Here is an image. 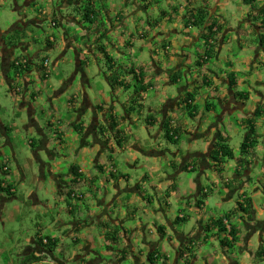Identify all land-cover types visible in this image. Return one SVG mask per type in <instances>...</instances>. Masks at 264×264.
Returning a JSON list of instances; mask_svg holds the SVG:
<instances>
[{
    "label": "crops",
    "instance_id": "crops-1",
    "mask_svg": "<svg viewBox=\"0 0 264 264\" xmlns=\"http://www.w3.org/2000/svg\"><path fill=\"white\" fill-rule=\"evenodd\" d=\"M55 1L47 0L46 8L39 10L36 16L19 17V20L11 28L0 29V70L11 87L13 81L9 78V73L14 70L13 63L22 59L21 62H26L28 65L26 72L17 74L19 77L23 76V93L17 97L16 102L22 111L28 113V120L27 122L24 121V128L28 132L37 133L39 137L38 154L35 156L38 157L41 153H47L50 161H53L52 164L48 165L42 161L43 164L40 165L42 176L39 181L48 180L45 173L50 175L51 181L56 186L54 189L58 200L67 201L71 213L74 212L75 208L72 201L87 197L88 191L94 193L98 200V193L101 191L93 190L95 179L98 178L97 183H101L102 176L109 171V168L112 171L111 177L116 179L115 176L118 174L112 169L113 164L105 158V155L106 153L107 156L109 153H114L115 143L122 149L124 139L121 138L123 137L121 127L124 117L119 116L120 112L123 109L136 111L135 108H137L140 113L145 107L146 93L161 86L164 98L159 112L162 116L161 119L151 120V123L160 125V133L164 132V137L165 126L169 125L176 130L178 141H180L181 135L190 137L194 147L198 146V139L204 141V149L189 152L178 173L181 171L193 172L199 166L203 178L206 177L208 183L213 184L215 189L213 193L219 191V197L224 204L229 203V201L232 202L237 193L241 197L235 208L236 215L232 214V219L231 215L219 213L220 210H215L217 214H213L208 207L207 200L206 202L202 201V204L199 203L202 194H207V188L203 187L200 179H197L196 183L189 182L187 184L189 190L181 192L176 176L163 172L164 167L176 171V164L178 163L176 154L172 156L164 152L168 157L160 152H146L144 155L147 156V160L156 159L158 162L160 161L159 167L152 166L149 168L152 174L147 182H143V184L147 183V186L157 195L158 203L151 196L145 199L138 183L136 188L131 189L133 193L129 200L126 197V200L124 199L127 207H135L130 213L122 210L120 208L122 204L118 203L117 208L120 215H111L107 209L114 202H117L119 197L112 199L109 205H107L108 200L106 198L103 201L99 200L98 210L95 213L92 211L95 209L94 207L85 213L81 212L79 219L64 222L57 217L48 225L40 226L37 224L36 233L28 237L24 252L20 254L21 264H26L25 261L31 256L40 259L35 262L37 264L65 263L66 259L62 255L66 253L63 243L66 239H72L75 260L84 264V255L101 256V244L96 240L98 237L106 243L107 252L105 254L115 257L111 261L103 259L102 262L104 263L145 264L144 256L147 254L151 264H187L185 258L181 257V253L188 250L191 255L190 260L188 258L190 264H258L260 260L264 259V199L259 198L261 194L264 195V116L255 119L257 143L248 154H242L237 159L238 164L234 170V178H230L229 174L225 172V164L219 168L221 172H217L210 157L218 139L223 138L228 141L230 139L228 132L231 130H233V135L238 133L240 129L245 130V140L249 132L244 121L253 117L258 106L264 108V89L253 88V85L264 87L261 75V72L264 73V48L260 41L262 32L258 28V22H256L260 11L264 10V0H240L242 6L248 8L242 7L240 22L243 25L239 28H234L231 23L227 25V21L224 20L227 14L225 6L232 0H167V9L172 13L162 10L161 17L163 20L160 24L155 25L154 29H149V31L138 32L140 40L151 41V45H142L141 48L136 46L133 33L129 32V36H125L120 28L121 19L125 15L124 12L127 11V8L122 6V0H92V12L94 14L91 16V20H93L91 24L84 22L81 16L68 19L63 15L64 9L69 6L83 7V0H58L56 3ZM153 1L133 0L131 9L135 13L137 11L149 13L156 8ZM27 5L38 7L34 0H27ZM198 10L207 14L205 26L216 24L219 27L216 36L211 41L214 51L213 58L216 60L221 58L219 63H225L228 66L227 70L223 67V63L221 70H217L216 66L213 65L215 64L213 58L208 60L202 68H197L195 65L199 57H204L206 51L203 31L191 27L186 28L185 23L196 16ZM130 15L133 16L134 14ZM45 20H48L53 28L59 26L60 20L59 29H63V38L67 47L74 48L78 54L77 70L70 80L72 81L79 74L82 75L75 94L67 100L74 110L75 116H70L63 123L57 117L61 109L55 103L59 97L64 96L71 82L61 79L58 82L61 88L55 91L54 96L47 98L41 90L38 91L35 88L37 82L33 76L34 72H37L44 84L43 87L47 86L52 90L55 88L48 83V78H44L43 74L40 73L41 66L36 63L40 53L52 49L55 40L52 38L46 40L42 48L30 40L28 42L25 40V37L37 39L38 36L34 32L44 30ZM178 22H182V27H184L183 35L177 30ZM15 31L20 32L23 39L13 48L9 47L7 39ZM113 34L121 37V39L117 42L111 41L109 38ZM50 35H54V33L50 32ZM100 45H104L108 54L114 59V74H104L110 88L109 77L117 78L119 82L124 83V87L116 83L111 95L108 94V96L104 90L96 92L103 102H98L92 97L93 95L91 96L92 85L81 61V56L87 53H96L97 56L96 49ZM225 52L228 54L225 55ZM134 55H139L137 57L141 60L140 69L133 62L125 63L124 57L130 58ZM209 65L212 70H209ZM132 69L135 73L131 72ZM14 71L16 72V70ZM233 75V80L235 79L237 83L235 90L230 87ZM205 78L212 81L211 87H202ZM44 80L47 81L48 85ZM170 84H175L178 87L182 85L179 87L181 93L178 96L166 97ZM140 87L147 89V92L135 94L137 89H141ZM88 89L89 91H87ZM123 92L128 93L126 100L122 99ZM190 92L199 93L198 97L201 98V101L203 97H206L205 115L200 116L201 110H198L196 116L191 118L186 112V107L182 101ZM240 92L248 93L249 100H239L235 94ZM44 100L46 111L43 107L41 108L39 102H44ZM197 100L198 98H196L195 104L199 103ZM215 103L223 109V115L218 116L219 118L215 119L216 122H212L208 114L214 115ZM38 109L47 112L45 115L49 117L42 126L36 119ZM188 118L193 122L192 125L188 122ZM126 119L132 121V114H127ZM149 119L146 120L149 121ZM113 124L114 127H112ZM235 124H238L239 127H234ZM0 130L7 133L6 127L2 125L1 121ZM109 132L114 139L106 136ZM56 136L59 140L54 142L53 137ZM80 137L81 141L79 142ZM71 142L72 145L70 146ZM76 142H78V146ZM58 144L63 150L75 151L72 164L70 162L65 164L66 166L61 164L65 159L71 160L67 156L55 159L57 148L55 149L54 146ZM32 145H34L33 142ZM90 151L95 153V157L88 161L86 154ZM130 155L134 156L133 154ZM191 158H197L200 163H194L197 164L194 166L191 164L192 162L188 161ZM82 164L93 166L98 170V176L93 175L92 178L86 180L85 172L81 167ZM155 164L157 165V163ZM259 166L260 168H258ZM64 170H68L66 181L61 174ZM144 178L146 179V176ZM233 180L235 181L234 185H232ZM112 183L115 185L117 196L123 191H128L123 189L120 181L114 180ZM221 183L223 184L222 188H220ZM45 186L44 184L27 192L32 198V207L35 210L48 206H42L37 195L39 189L48 190ZM164 187L168 194L166 199L162 198L161 201ZM5 190L10 195L15 194L12 185L0 184V208L5 204L2 197ZM103 194L112 195L108 191H104ZM239 205L242 206V210L241 208L238 210ZM175 206L176 210L174 209ZM155 207L158 209L156 210ZM206 209H209V213L206 212ZM177 212H179L178 216L176 215ZM162 213L170 228L166 226L164 221L163 223L160 221ZM170 213L171 218L168 217ZM227 216H230L229 220H225ZM5 218L4 214H0L1 221H5ZM177 218H185L187 223L183 226L186 225L187 227L175 225L174 222ZM219 220H224L227 229L233 227L238 233V241L231 251L221 245L220 241L226 238V235L220 233L219 227L215 226V222ZM153 221L157 232L162 236L160 240L151 237L154 235L151 226ZM106 222H111L121 231L111 229ZM96 223L101 229L104 227L97 238ZM170 232L174 234V237ZM45 239H50L52 247L46 246ZM166 239L170 241L171 251L164 248L163 242ZM161 248L163 249L162 252H160ZM76 251L82 252V256L80 257ZM150 256H153L152 262ZM99 261L100 259L94 263L100 264Z\"/></svg>",
    "mask_w": 264,
    "mask_h": 264
},
{
    "label": "rangeland",
    "instance_id": "rangeland-1",
    "mask_svg": "<svg viewBox=\"0 0 264 264\" xmlns=\"http://www.w3.org/2000/svg\"><path fill=\"white\" fill-rule=\"evenodd\" d=\"M17 1V4H16ZM76 1V0H75ZM80 1V0H78ZM121 1V0H120ZM238 1V2H237ZM46 2L47 0H34V3L38 5V7L34 6H28L27 0H0V29L6 30L11 28V26L19 20V17L26 16H36L38 14L39 10H44L46 8ZM58 2V0L55 1V3ZM74 2V1H73ZM153 5H155V9H152L149 13L146 11L143 13L142 11H137L135 13L134 10L131 9L133 6V0L127 2L126 0H122V6L123 8H127V11L124 12V17L121 19L122 24L120 26L122 32L125 34V36H129V32L134 34V39H136V46L141 48L142 45H151V41H142L139 38L138 32L140 31H149V29H154L155 25L160 24L163 20L161 17V11H169L168 13H172L168 8L167 0H154ZM242 7L248 8L242 6V3L240 0H232L229 1L226 6V17L224 20L227 21V25L229 23L232 24L234 28H239L241 25H243L240 21L242 19ZM250 9V8H249ZM251 10V9H250ZM130 14H134L131 16ZM63 15L66 16L68 19L71 17H76L82 15V7L75 8L74 6H69L67 9H64ZM82 18V16H81ZM170 24L169 22H167ZM178 32L183 35L184 27H182V22H178ZM58 25L60 26V20L58 22ZM59 26L57 28L51 27V24L48 20L44 21V30L39 31L36 30L34 32L35 35H37V39L35 38H27L25 37V40L27 42L30 40L33 44H36L39 46V48H42L43 43L46 40H49L52 38L55 40V43H53V47L51 50L42 52L39 54V57L36 59V63L40 65L41 67L44 65V63L47 61V67L45 68L46 72L48 73V83L51 86H54L55 88L52 90L51 88L45 86L43 87V82L40 80V75H38L37 72H34V80L37 82L35 88L41 92H43L47 98L50 96H54L55 91L60 89L61 86L58 84V82L62 79L63 81L71 82L67 87V91H65L64 96L59 97V99L56 101V106L60 107L61 109L60 114L57 115L58 118L62 120V123L64 121H67L70 116H75L74 110L71 108L70 103H68V98H70L72 95L75 94L76 89L78 88V82H81L80 78L82 77L81 74L78 76H75V78L71 81L74 77L75 71L77 70V53L74 48L67 47L64 36H63V29ZM193 29V27H192ZM197 29V28H196ZM119 31V30H118ZM196 32V30H193ZM50 32H53L54 35H50ZM149 34V32H147ZM181 35V36H182ZM121 36V35H120ZM111 41L117 42V40H120L121 37L113 34L109 38ZM8 42V39H7ZM235 50H238L237 48H234ZM97 52V51H96ZM148 53V52H147ZM94 54H85L81 56L82 66L86 68L87 75L90 79V83L92 85L91 88V96L97 100L98 102H103L100 97L97 96L96 92H99V90H104L105 94L111 95L112 88H110L109 84L104 78V74H112L108 71L106 61L102 55H100L97 52V56ZM228 54V52H225V55ZM146 55V52H145ZM224 55V56H225ZM139 56V55H137ZM137 56H132L128 58V56L124 57L125 63L133 62L137 68L140 69L141 67V60ZM137 58V61L135 59ZM22 59H18L17 62H21ZM217 70H221V65L223 62L219 63V60H216V58H213ZM223 61V60H222ZM208 62V61H207ZM22 63H24L22 61ZM195 67V66H194ZM223 67L225 70L228 69V66H226L225 63H223ZM209 70H212L209 65ZM41 74H44V71L41 69ZM17 74V71L15 72L12 70L9 73V78L11 81H13L11 87L9 85V82L6 81L3 73L0 70V121L2 122V125L6 127L7 133H5L4 130H0V184H7L12 185L15 194H11L7 192V190L3 193V199L5 200V204L2 208H0V214H4L5 221L0 220V264H21L20 258L25 248V244L28 241V237L31 234L36 233L37 224L40 226L48 225L52 222L55 218H61L64 222L72 221L73 219H79L81 216V212L85 213V211H89L88 209H92L95 207V209H92V211L95 213L98 210V204L99 200H104L107 198L109 205L112 201V199H116L119 197V200L117 202H114V204L110 207H108L107 211L111 213V215H120L119 209L117 208L118 203L122 204V207H120L122 210H124L126 213H130L132 209L135 207H127V203L124 201V199L129 200V198L132 195L131 189L136 188L137 184L139 183L142 194L145 199H147L148 196H151L156 203H158V197L155 195V193L150 189V187L146 184H143L144 181H148L150 178V175L152 174L149 170L152 166H160V161L158 162L156 159H146L147 156L144 155L146 152H160V153H167L171 154L172 156L176 157V161L178 162L176 165V171L175 169L166 168L164 167L163 172L168 173L169 175H175L177 178V181L179 182L180 191H188L189 188H187V184L189 182H195L197 179H200V183L202 182L203 187L207 188L206 193L203 195H207V198L203 199V197H200V200H203L206 202L208 201V207L211 209L213 214L215 213V210H220L222 214L231 215L235 214V208L237 207V204L239 203V199L241 196L238 195V193L234 196V199L232 202L229 201V203H223L219 197V191L214 192V186L212 183H208V180L206 177L203 178V175L201 174V170L198 169L193 172H187V171H181L179 170L181 168L182 163H184V159H186L189 152L194 151H201L204 149V141L203 139H198V146L194 147L190 137L187 135H181L180 141L177 143H173L165 139L164 132L160 133V125L157 123H148L146 120L147 118H150L149 121H155L157 119H161L160 110L162 108L163 102L162 99L164 98V95L162 94V87L160 88H153L148 93H146V97L144 99L145 107L141 110L139 113L137 111V108H135L136 111H129V110H122L119 114V116L124 117V120L122 121V136L121 138L124 139V142L122 143V149L118 147V145L115 143L114 145V153H109L106 157L108 161L113 164V170H115L116 173H118L115 177H111L110 173L111 168H109V171L105 173L101 178V183H97L98 178L95 179L96 181L93 183V190H99L101 191L99 194L98 200L95 198V194L88 191L87 197L83 198L82 200H73L72 204H74V212H70L68 208L67 201L65 200H58L57 193L54 189L55 183L51 181V176L45 173L47 176V181L40 182L42 172L41 167L42 161L45 162L46 165L52 164L53 161H50V157L47 153H41V155H37L38 151V142L39 137L37 133L28 132L24 128V121L27 122L28 120V113L21 110L20 105L17 104L16 99L17 97L21 96L23 93L22 90V78L23 76L19 77ZM114 74V73H113ZM182 75L183 72H182ZM261 75L263 77V83H264V73L261 72ZM36 76V77H35ZM43 80V79H42ZM47 81L44 80V82ZM70 86V88H69ZM179 87H182V85ZM179 87L175 84L168 85V91L166 92V97L169 98L171 96H178L181 92H179ZM69 88V89H68ZM253 88L263 90L264 87H258V85H253ZM46 89V91H45ZM48 89V91H47ZM21 90V91H20ZM89 91V89L87 90ZM162 94V95H161ZM122 99L126 100V97H128V93L123 92L122 93ZM199 96V93H198ZM198 98L197 102V108L198 110H201L199 113L201 115L206 114V109L204 108L206 97ZM43 101V100H42ZM41 108L46 111L47 108H45V100L44 102H41ZM215 106V113L214 115H209V117L212 119V122H216L215 119H217L218 116L223 115V109L219 106V104H214ZM137 107V106H136ZM127 112V113H126ZM47 112H44L40 109L37 110L36 119L39 121L41 126L43 123H46V120L49 119L48 116H46ZM127 114H132V121L127 120L126 116ZM216 115V117H215ZM238 116V115H237ZM215 117V118H214ZM219 118V117H218ZM151 121V122H152ZM200 121V120H198ZM188 122L192 125L193 122L188 118ZM60 123V122H59ZM66 125V124H64ZM239 127L238 124H235L234 127ZM204 127V126H202ZM229 133L230 139L226 142V144L231 148L234 154V159H227L225 164V172L229 174L230 178H234V170L238 164V158L242 155L241 152V145L244 141L246 131L243 129H240L238 133L233 135V130H231ZM6 136V138H5ZM111 137L113 136L110 134V132L106 135ZM56 137H53L54 142H57L59 139ZM68 141V139H67ZM81 141V137L79 142ZM32 142L34 145H32ZM78 146V142H76ZM72 145V142L70 143V146ZM52 147V146H51ZM54 148H57L56 151V158L59 159L62 156H67L70 159H65L61 163L62 165L66 166L65 164L71 163L75 151H71L69 149L63 150L61 149V146L58 144L55 145ZM76 150V149H75ZM111 152V151H110ZM165 152V153H164ZM130 154H133L132 157ZM165 154V156H168ZM86 159L91 161L95 157L94 152H89L86 154ZM245 156V155H244ZM169 157V156H168ZM156 160V161H155ZM189 162L194 163H200V161L197 158H191L188 160ZM187 162V161H186ZM157 163V165L155 164ZM213 163V161H212ZM72 164V163H71ZM109 166V165H108ZM106 166V167H108ZM194 166H197V164H194ZM83 168V171L85 172V179L89 180L90 178L94 176H98V170L93 168V166L90 165H83L81 166ZM260 168V166L258 167ZM95 170V171H94ZM61 174L64 176V180L66 181L68 179V170L64 172H61ZM146 176V179L144 178ZM104 180H107L104 182ZM114 180H118L121 182V186L124 190L117 196V192L115 189ZM112 181V182H110ZM196 183V182H195ZM43 186L44 184L47 186V189L44 190H38L37 195L39 201H41L42 206L47 207L41 208L35 210L32 205V198L27 193L28 191H31L33 189H36L40 186ZM105 184V185H104ZM235 184V181L233 180L232 185ZM45 186V187H46ZM70 186V185H69ZM190 187V186H189ZM223 187V184L221 183L220 188ZM195 189V188H194ZM104 191H108L109 194H112L110 196L104 195ZM161 198L166 199L167 192L164 187L162 191ZM240 192V191H239ZM195 193V192H194ZM135 194V193H134ZM128 196V197H127ZM250 196V195H249ZM126 197V198H125ZM259 198L264 199V195L261 194ZM57 200V203H56ZM256 200V198H255ZM162 201V200H161ZM264 201V200H263ZM142 202V199H141ZM93 205V206H92ZM73 206V207H74ZM154 206H157L154 204ZM152 209V208H151ZM157 210L158 207H155ZM176 210V206L174 207ZM209 209H206V212L209 213ZM95 210V211H94ZM153 212V210H151ZM176 215H179V212L176 213ZM110 217V216H109ZM171 218V213L168 216ZM167 217V218H168ZM160 221L163 223L165 222L166 226L169 227L167 221L164 219L163 213L160 216ZM86 219V218H84ZM163 219V220H162ZM108 221V220H107ZM105 223V222H102ZM154 221L151 223L152 230L154 231V235L151 237H154L155 239L160 240L162 236L160 233L157 232V228L155 225H153ZM185 223H182L183 226ZM108 224V227L111 229H114L116 231H121L120 228L115 227L111 224V222H106ZM160 224V223H159ZM96 238L98 234H101L102 229L104 227H101L96 223ZM180 227V225H179ZM183 227H187L186 225ZM170 228V227H169ZM152 231V232H153ZM170 234L174 237V234L170 232ZM148 237L149 234L147 233ZM151 235V234H150ZM152 239V238H151ZM99 244H101L102 251L100 252L101 256H96L92 254L91 256L84 255V264H95L94 261L97 262V260L100 259V264H110V263H104L102 260H113L115 257L113 255H106L107 249L105 248V241L98 237L96 239ZM92 241V240H91ZM258 241V240H257ZM256 242V239H255ZM66 248V253H63V258L66 259L65 263L63 264H81L77 260H75L73 256V242L72 239H66L63 242ZM67 244V245H66ZM164 248L165 250L171 251V244L168 239H166L164 242ZM162 249V248H161ZM160 250V252H162ZM79 256H82V252L76 251ZM62 258V259H63ZM145 264H151L148 261V255L146 254L144 256ZM127 262V261H126ZM37 264V263H33ZM258 264H264V259L260 260Z\"/></svg>",
    "mask_w": 264,
    "mask_h": 264
},
{
    "label": "trees",
    "instance_id": "trees-1",
    "mask_svg": "<svg viewBox=\"0 0 264 264\" xmlns=\"http://www.w3.org/2000/svg\"><path fill=\"white\" fill-rule=\"evenodd\" d=\"M84 2V6L82 7V20L84 22L87 23H93V20H91V16H93V12H92V0H83ZM256 19V18H255ZM206 20H207V14L202 11V10H198V13L196 14V16L192 17L188 22L185 23V27L186 28H197L201 31H203V41L205 44V54L204 57H199V59L196 62V67L197 68H202L204 66V64L207 63L208 60L213 58V44L211 43V41H213L214 37L216 36V31L219 29L218 26H216V24H212V25H207L206 24ZM258 20V21H257ZM256 22H258L259 25V29L262 32L261 35V44L264 48V10L260 11L259 16L256 19ZM23 39V36L21 35L20 32L15 31L13 32L11 35H9L8 37V44L9 47H13L15 48L19 42ZM97 52L102 55L106 61V65H107V69L110 73H114L115 71V64H114V59L108 54V52L106 51V47L104 45H100L97 47ZM13 68L14 70H16L18 73H24L26 72V70H28V65L27 64H22L20 66L16 65V63H13ZM41 69L44 71V67L42 66ZM132 73L134 72V69L131 70ZM45 78V76H44ZM48 78V77H47ZM234 75L230 81V87L232 89H236L237 87V83L235 81V79L233 80ZM109 81L111 82V88L112 90H114L115 88V84L117 83V85L124 87V83L119 82V80H117V78H111L109 77ZM140 83L141 81L138 80ZM212 86V81L208 80L207 78L203 79V84L202 87H211ZM141 89H137L135 91V94L137 93H141V92H146L147 89H145L144 87H140ZM198 96V93L196 92H190L188 93L184 98H183V105H185L186 107V112L188 113V115L191 118H194L198 112V108L197 105L195 104L196 98ZM235 96L241 100V101H247L249 100V94L248 93H236ZM209 109V108H208ZM261 116H264V108L262 106H258L253 117L250 119H247L244 121L247 130L249 132L248 136L246 137V139L244 140L243 144L241 145V152L242 154H248L250 152V150H252L256 143L257 140L255 138L256 136V129H255V119L259 118ZM148 123L151 124V121H148ZM112 127H114V124L112 125ZM165 138L173 143H177L178 142V136H177V132L174 128L170 127L169 125L165 126ZM227 140L223 139V138H219L216 145H215V149L212 151L211 153V160L213 161V166L215 168V170L217 172H221V170L219 169L221 167V165H223L227 159H232L234 157L233 151L231 150V148L226 144ZM203 199L207 198V195H203L202 194ZM202 201H199L200 204H202ZM248 203V201H247ZM242 210V206L239 205L238 210ZM230 216H227L225 220H229ZM186 219H180L177 218L176 221L174 222L175 225H181L182 223H185ZM215 226L219 227V230L221 231L220 233H224L226 235V238L222 239L221 245L225 248L228 249V251H231L235 244L237 243L238 239H237V231L233 228L230 227L229 229H227L224 223V220H219L217 222H215ZM47 244L46 246H51V241L50 239H47ZM52 247V246H51ZM187 252V253H186ZM190 254L189 251L186 250L184 252L181 253V257L184 259L185 258V262L187 264H190L189 260H190ZM151 257V262L153 261V256ZM189 258V260H188ZM40 259L36 258V257H29L25 263L26 264H30V263H35L38 262Z\"/></svg>",
    "mask_w": 264,
    "mask_h": 264
},
{
    "label": "built area",
    "instance_id": "built-area-1",
    "mask_svg": "<svg viewBox=\"0 0 264 264\" xmlns=\"http://www.w3.org/2000/svg\"><path fill=\"white\" fill-rule=\"evenodd\" d=\"M22 64H26V62H24V63H22V62H16V65H18V66H20V65H22ZM43 67H44V68L47 67V61L44 63ZM47 75H48V73H47L46 70L44 69V74H43V76H45V78H47ZM44 243H45V244L48 243V242H47V239L44 240Z\"/></svg>",
    "mask_w": 264,
    "mask_h": 264
}]
</instances>
